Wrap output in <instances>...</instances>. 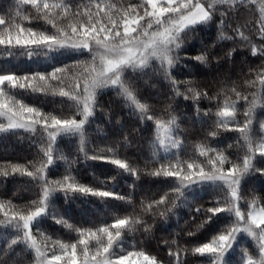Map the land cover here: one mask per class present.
I'll return each instance as SVG.
<instances>
[{
	"label": "snow or ice",
	"instance_id": "snow-or-ice-1",
	"mask_svg": "<svg viewBox=\"0 0 264 264\" xmlns=\"http://www.w3.org/2000/svg\"><path fill=\"white\" fill-rule=\"evenodd\" d=\"M244 15L252 18L250 26L239 23ZM229 23L235 26L226 35ZM200 26L215 27L211 43L204 41ZM193 40L199 41V48L189 56L185 49ZM217 46L221 51L214 53ZM0 49L8 56L23 50L29 58L43 49L84 53L50 71L0 72V133L23 130L30 139L36 137L33 159L0 164V184L19 176L35 187L34 198L23 205L14 203L20 189L11 196L0 193V233L4 234L0 264H162L149 249L131 245L129 250L121 241L140 229L152 236L156 221L175 215L187 199L186 192L200 184L217 185L220 191L210 202L195 203V216L182 229L187 237L195 236L218 214L226 213L232 219L183 252L202 257L200 264H228L225 258L243 234L256 242V248L241 247V264H264V195L257 197L255 188L247 184L257 174L264 178V166L257 165L258 158L264 159V122L259 129L253 124L257 106L264 108V0H17L0 14ZM238 52L239 71H217L211 79L191 74L180 80L173 74L175 66L186 59L206 67L213 66V60L217 68L222 62L236 64L233 56ZM252 57L260 61L256 68ZM148 69L167 82L155 103L137 81V75ZM233 76L242 83L237 85ZM107 88L124 98L140 122L153 123V153L143 167L122 155L126 136L90 157L84 151L86 125L95 115L98 94ZM14 90L59 97L61 107L45 111L18 99ZM205 100L212 107L201 108ZM182 101L193 103L194 122L203 131V142L193 146L194 155L187 160L180 157L187 135L184 139L177 135L178 117L174 115ZM133 131L139 135L140 127ZM69 133L79 136V151L86 159L108 161L136 179L145 174L173 178L172 186L141 200L140 215L115 216L111 222L91 226L70 223L63 214L51 211L57 192L129 203L133 192L121 195L107 186L108 181L95 186L72 175L76 159L68 160L57 147L58 138ZM224 133L235 134L238 152L212 146L213 138ZM57 160L65 161L66 174L53 178L49 169ZM46 214L75 235L56 240L46 236L37 226ZM163 243L168 247L169 264H187L181 260L177 240Z\"/></svg>",
	"mask_w": 264,
	"mask_h": 264
},
{
	"label": "trees",
	"instance_id": "trees-1",
	"mask_svg": "<svg viewBox=\"0 0 264 264\" xmlns=\"http://www.w3.org/2000/svg\"><path fill=\"white\" fill-rule=\"evenodd\" d=\"M16 2L17 0H0V14L8 11ZM251 19V17L244 15L241 16L239 23L250 26ZM35 23L39 24L40 22ZM234 26L229 23V27L225 29L226 35L232 34L230 29ZM241 30L243 31L244 28H241ZM200 34L206 43H211V40L215 37V27L200 26ZM245 34L249 35L250 33L246 32ZM198 48L199 41L193 40L186 47L185 51L189 56H194L197 54ZM220 51V46L214 49V53H219ZM82 55L84 53L75 49H60L57 51L43 49L38 50L29 58L23 53V50H16L14 55L8 56L4 49H0V72L50 71L52 67L61 63H68ZM181 55L183 56L184 53H181ZM233 59L236 61V64L229 65L226 62H222L219 68L215 66V60H213V66L206 67L196 61L186 59L184 64H177L175 66L173 74L177 75V79L180 80L185 79L184 76L191 74H195L198 78L208 77L211 79L217 71H239L237 66L241 59L240 52L234 54ZM250 62L253 68H256L260 64V61L255 60L254 57L250 59ZM185 64L188 67H185ZM244 71L247 72L248 69L245 68ZM232 79L236 81L237 85L242 83V80L236 76H233ZM137 81L142 88L143 94L154 103L157 96L165 89L167 83L156 74L154 69L145 70L142 75L138 74ZM244 87L247 88V85H244ZM13 95H17L18 99H22L26 103L40 106L45 111H58L61 107L59 97L44 96L43 94L26 90H14ZM200 107L206 109L212 107V105L205 100L201 103ZM177 108L178 111L174 113L178 117L179 132L177 135L181 139H184L185 134L187 135V140L185 141L183 150L180 152V157L183 160H187L194 155L193 146L203 142V131L201 124L194 122L195 106L191 101H182V103L177 105ZM190 118H192V121H190ZM260 122H264V108L258 105L253 120V124L257 129H259ZM137 127H140L139 135L133 131ZM86 129L84 151L88 152L89 157L97 150L111 147L113 140L126 136L127 142L121 146L124 150L122 155H127L141 167H143L146 161L150 163L149 158L153 153L151 138L156 134L153 123L152 121L140 122L133 114L132 109L128 107L124 98L118 96L114 90L107 88L100 91L95 115L91 118L89 124L86 125ZM34 139L36 137L30 139L29 134L23 130L0 133V164L5 161L25 163L26 160L33 159L35 146L32 141ZM213 139H215V144H212L213 147L227 149L229 153H236L240 150V145L236 143L234 133H224V135ZM207 143L211 144V140ZM57 147L68 160L76 159L77 162L72 169V175L81 182L100 186L102 181H108L107 186L121 195H127L130 191L133 192L131 203L111 198L102 199L91 195L85 196L78 193L66 196L63 192H57L51 200V211L63 214L70 223L91 226L94 223L111 222L115 216L132 213L140 215L142 211L140 208L141 200L154 193L160 194L172 186L173 178L151 177L145 174L136 179L128 172L119 169L108 161L86 159L83 152L79 151L80 141L79 136L76 134H62L57 140ZM257 165L264 166V159L258 158ZM65 168V161L57 160L50 166L49 174L53 178L66 174ZM247 184L250 188H255L257 197L264 195V193H261L264 192V178H260L259 174L248 178ZM132 185H135L134 189L131 188ZM17 189H20V191L18 197L14 199V203L23 205L34 198L33 192L35 191V187L26 177H8L5 182L0 184V193L8 196H11ZM219 191V186L214 184H202L191 187L186 192L187 199L184 205L177 209L175 215L170 216L164 222L156 221L152 236L145 235L142 229L130 232L121 241L122 246L129 248V250H132L130 248L131 245L145 247L152 254L157 255L162 264H169L168 247L163 241L167 239L171 242L175 239L179 242L182 250L181 260H186L187 264H200L203 259L202 257L194 255L190 251L184 253L183 249H190L198 242L205 241L211 235L218 232L225 224L229 223L232 217L226 213L218 214L209 221L204 229L197 232L195 236L187 237L186 232L182 231V229L188 227L185 221L190 220L191 215L195 216V213H192L195 203L210 202ZM196 219L199 220L201 218L197 216ZM149 222L151 223V221ZM37 226L41 231H44L46 236H51L53 240H56L58 237L67 238L75 235L62 225L57 224L50 214L40 217L37 221ZM3 240L4 234L0 233V246H3ZM241 247L253 251L256 248V242L251 237L242 235L225 258L228 264H241Z\"/></svg>",
	"mask_w": 264,
	"mask_h": 264
},
{
	"label": "rangeland",
	"instance_id": "rangeland-1",
	"mask_svg": "<svg viewBox=\"0 0 264 264\" xmlns=\"http://www.w3.org/2000/svg\"><path fill=\"white\" fill-rule=\"evenodd\" d=\"M257 3H259V0H257ZM200 185H202V184H200ZM194 186H196V185H193L192 187H194ZM198 186V185H197ZM243 235V234H242Z\"/></svg>",
	"mask_w": 264,
	"mask_h": 264
}]
</instances>
